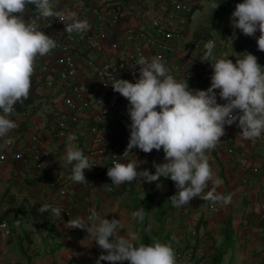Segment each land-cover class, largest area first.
<instances>
[{
	"label": "crops",
	"instance_id": "0c3cea01",
	"mask_svg": "<svg viewBox=\"0 0 264 264\" xmlns=\"http://www.w3.org/2000/svg\"><path fill=\"white\" fill-rule=\"evenodd\" d=\"M187 1L193 7L192 12L167 62L175 64L178 71L189 73V79L191 76H197L200 80V90H206L211 84L212 74L204 69L205 63L200 61L206 39L215 40L216 55L227 54L233 62L240 58L239 54L245 52L255 55L258 63L264 61V52L258 50L257 46L259 31L249 37L236 29L233 42L230 45L224 44L225 30L231 25V13L235 5L243 0L225 1L220 12L211 7L214 0H202L198 8L200 0ZM72 2L73 0H53L54 9L67 11ZM166 10H169L166 6L148 0L144 12L149 16L158 15L162 24L171 26V22L164 15ZM142 12L143 9L126 14L123 24L135 25ZM194 30L196 36L193 38ZM115 57L119 67L122 54L116 53ZM115 71L119 72V69ZM182 79H185L183 75L177 77V80ZM189 79V87L194 89ZM78 80L86 95L91 98L92 89H97V82L90 72L82 69ZM61 93L62 85L58 82L49 87L36 86L32 101L27 105L25 112L13 116L12 119L18 123V128L13 132L49 126L55 113L65 107ZM218 102L223 103L219 97ZM127 107V99L119 94L117 111L113 113L112 118L118 120L123 112L122 108L127 110ZM90 114L87 110L80 111V136L72 143L74 147L80 146L93 154V148L97 144L85 129ZM111 121L112 119H109L110 123ZM116 126L114 129H122L121 126ZM225 129L232 135L229 142L234 151L226 150L225 140L221 137V142L210 153V163L215 174L224 181L217 191L232 194L233 202L224 207L216 206L212 212L208 211V202L193 198L190 205L179 209L171 206L166 214L159 215L156 199L167 189L164 177L156 186L153 182L150 185L134 183L130 193L126 192L127 183L123 184V189L112 184V189L106 190L104 183H112L107 176L111 166L97 155L95 156L98 157V167L95 171L88 170L87 185L81 186L70 177L64 179L66 195L57 192V185L52 182L50 176L43 173L38 180L33 181L35 176L32 167L22 166L9 159L1 160L0 221L4 220L5 228L0 226V264H95L103 252L95 244V238L85 230L65 227L69 219L87 217L92 209L109 220L120 219L121 235L136 232L140 236V242L145 244H151L154 239H163L171 240L178 246L191 248L195 255L194 264H264V217L259 218V213L264 211V138L250 145L240 137L239 130L228 127ZM67 145L68 139L56 140L45 131H40L39 139L35 143L42 154L57 155L59 164L56 167L65 172L71 166L63 163ZM133 152L140 161L147 162L141 167L149 169L152 173L155 172L153 161L165 162L162 149L159 152L153 150L149 154L139 149ZM133 156L134 154H130L119 162L132 159ZM252 166L256 168L253 176L245 178V172ZM211 187L210 184L209 189ZM135 198L140 202L137 203ZM40 199L48 201V204L54 207H60L62 220L51 213L45 221L34 220L29 214V206ZM141 207L145 210L142 223L132 219V213ZM190 239L192 246L182 245ZM100 264L109 263L101 261ZM123 264H127V261Z\"/></svg>",
	"mask_w": 264,
	"mask_h": 264
},
{
	"label": "clouds",
	"instance_id": "9594fccd",
	"mask_svg": "<svg viewBox=\"0 0 264 264\" xmlns=\"http://www.w3.org/2000/svg\"><path fill=\"white\" fill-rule=\"evenodd\" d=\"M33 6L38 13L26 18ZM220 4L213 3L216 10ZM57 18L68 34L85 33L90 25L75 11H54L53 0H0V150L13 143L10 133L18 128L11 119L17 103L28 99L37 57L51 54L57 40L47 35L41 22ZM231 26L245 36L257 31L258 50L264 52V0H243L231 13ZM215 40L204 44L200 61L210 63L211 84L206 90L191 89L188 75L177 80L163 57L141 56L133 65L139 66L136 82L113 77L111 87L127 99V113L131 123L130 135L123 157L134 154L124 162L113 160L107 176L112 184L121 186L136 181L140 184L158 181L161 177L174 182L176 193L169 199L172 206L190 205L193 198L209 202L210 206L231 204L232 194L217 191L224 181L210 163V153L226 134L225 126L236 125L243 140L255 142L264 138V67L258 58L248 52L239 54L235 62L227 54L216 55ZM218 90V91H217ZM218 97L220 101L218 102ZM75 134L68 136L63 163L72 166L70 179L83 184L88 182L85 170L94 165L83 151L73 146ZM133 149L149 154L163 150V163L152 162L155 172L141 167ZM212 185L209 189V185ZM50 212L62 220L60 207L45 203L38 210ZM145 210L132 213V219L143 222ZM120 219L101 217L95 209L87 217L69 219L65 227L85 230L103 250L95 264H177V254L168 243L158 239L151 244L140 242L136 232L120 234Z\"/></svg>",
	"mask_w": 264,
	"mask_h": 264
},
{
	"label": "built area",
	"instance_id": "2783aa9c",
	"mask_svg": "<svg viewBox=\"0 0 264 264\" xmlns=\"http://www.w3.org/2000/svg\"><path fill=\"white\" fill-rule=\"evenodd\" d=\"M166 6L169 10L164 12L171 26L161 23L158 15H146L148 0H73L67 11H75L80 19H86L90 28L85 33L68 34L64 32V24L57 18H50L47 22H41V29L49 36L56 38L57 47L51 54L45 57H37L36 68L32 76L30 94L39 85L49 87L54 82L62 85V101L65 105L58 110L51 119V124L39 129L23 130L10 133L13 138L12 145L7 150H0V161L9 159L22 166L32 167L34 176L46 174L57 185V192L66 195L63 187L64 179L71 177L72 166L68 171L57 168L58 156L42 154L35 143L39 139L40 131L50 133L56 140H67L70 134H75L76 140L80 136V111H90V119L85 129L96 142L93 154L87 149L80 148L89 158L97 170L98 157L112 166L113 160L119 162L127 147L131 123L126 109L122 108L121 117L114 120L113 113L117 111L119 93L113 91L111 83L114 76L135 83L139 77L138 65L133 67L141 57H163L164 63L169 67L171 74L177 79L179 75L184 78L190 74L186 71H178L175 64L168 63V57L172 53L177 41L180 39L185 23L192 12V5L187 0H151ZM26 18H35L38 14L33 6ZM143 9L138 22L135 25H124V16L134 11ZM174 9L175 11H170ZM54 11H57L54 9ZM237 30L229 25L224 33V44L230 45ZM211 39H206L205 42ZM116 53L122 54L121 64L118 67ZM264 67V61L259 63ZM119 69V72L115 71ZM82 69L88 70L91 77L97 82V89H92L93 96L86 95L78 78ZM204 69L212 74L210 63L204 64ZM190 83L194 89H199V78L190 77ZM91 87V86H89ZM90 89V88H89ZM91 90V89H90ZM200 90V89H199ZM26 109V108H25ZM22 109L20 113L25 112ZM109 119H112L111 123ZM121 126V130L114 129ZM241 131L236 125L225 126ZM18 134V135H17ZM231 133L226 130L222 137L224 146L228 152L234 148L229 142ZM107 141V142H106ZM105 142V143H104ZM250 145L255 142L248 141ZM2 143V141H0ZM135 149H133L134 151ZM256 170L254 166L245 172V178L253 176ZM86 180L89 181L88 170H85ZM23 182V180H22ZM88 182L80 184L87 185ZM112 183H104L106 190L112 189ZM208 211L212 212L216 207L207 204ZM264 217V211L259 213V218ZM0 226L5 228L4 220ZM177 254V264H194L195 255L191 248L176 245L171 240H166ZM110 264V262L107 261ZM128 264V262H127Z\"/></svg>",
	"mask_w": 264,
	"mask_h": 264
},
{
	"label": "trees",
	"instance_id": "16d2710c",
	"mask_svg": "<svg viewBox=\"0 0 264 264\" xmlns=\"http://www.w3.org/2000/svg\"><path fill=\"white\" fill-rule=\"evenodd\" d=\"M225 1H227V0H214V3H216V4H220V6H219L216 10H214V11H216V12H220L221 9H222V7H223V3H224ZM192 36H193V38L196 36V31H195V30H194ZM31 101H32V94H29L28 99L25 100L22 104L17 103V105L15 106L16 111H15V113L13 114V116L19 114V113L22 111V109H25V108L27 107V105H28ZM30 110H31V109H30ZM30 110H29V111H30ZM13 116L10 117V118L12 119ZM41 176H42V174H39L38 176L33 177L32 180H33V181H34V180H38ZM28 180H29V179H28ZM30 180H31V179H30ZM30 180H29V181H30ZM165 181H166V184H167V189H166L165 191L161 192V193L158 195L157 199H156V203H157V208H158L159 215L165 213V212H166V211L172 206L171 200H170L169 198H170L172 195H174V194L176 193V188H175V184H174V182L171 181L170 178H165ZM134 183H135V181L132 182L131 184H128V183H127V188H126V189H127V190H126L127 193L132 192L133 187H134ZM123 186H124V185H121L120 188L123 189ZM113 191H115V190H113ZM135 199H136V198H135ZM136 202L139 203L140 200H139V199H136ZM45 203H48V201L43 200V199H40V200H36V201H34V202H32V203L30 204V206H29V214L31 215V217H32L34 220H36V221H38V220L45 221V220L49 217L50 212H44V213H41V212L38 211V210L41 208V206H42L43 204H45ZM143 224H144V223H143ZM144 232H145V231H143V233H144ZM143 236H144V235H143Z\"/></svg>",
	"mask_w": 264,
	"mask_h": 264
},
{
	"label": "rangeland",
	"instance_id": "374dc122",
	"mask_svg": "<svg viewBox=\"0 0 264 264\" xmlns=\"http://www.w3.org/2000/svg\"><path fill=\"white\" fill-rule=\"evenodd\" d=\"M202 0H200V2L197 4V8L199 7V5H200V3H202L201 2ZM163 179V177H161L158 181H155V182H153V185L154 186H156V183H160V181ZM135 183L136 184H138V182H136L135 181ZM149 185L151 184V183H148ZM171 208V207H170ZM169 208V209H170ZM168 212V210L165 212V214ZM155 240V239H154ZM158 240H160L161 242H164L165 240H163V239H158ZM152 243V242H151ZM192 244V241H191V239L190 240H188V242H186L185 244H182V245H184V246H192L191 245Z\"/></svg>",
	"mask_w": 264,
	"mask_h": 264
}]
</instances>
